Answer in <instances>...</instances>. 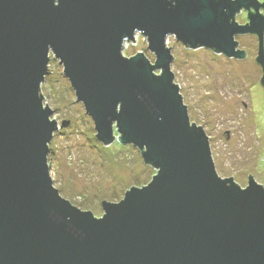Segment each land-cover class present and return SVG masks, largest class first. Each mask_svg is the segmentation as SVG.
<instances>
[{
	"label": "water",
	"instance_id": "95a60500",
	"mask_svg": "<svg viewBox=\"0 0 264 264\" xmlns=\"http://www.w3.org/2000/svg\"><path fill=\"white\" fill-rule=\"evenodd\" d=\"M247 1L0 0V264H264V184L248 175L242 189L216 174L166 47L174 37L241 59L234 35L255 34L263 87L264 15ZM250 8L238 25L234 15ZM136 32L152 64L142 52L123 57ZM50 53L97 140L109 145L115 129L157 169L118 203L102 201L101 218L52 184L48 144L58 126L40 94Z\"/></svg>",
	"mask_w": 264,
	"mask_h": 264
},
{
	"label": "rangeland",
	"instance_id": "374dc122",
	"mask_svg": "<svg viewBox=\"0 0 264 264\" xmlns=\"http://www.w3.org/2000/svg\"><path fill=\"white\" fill-rule=\"evenodd\" d=\"M234 20L244 25L245 12ZM254 35L235 36L238 50L246 54L241 59L205 47L190 49L174 37L166 40L173 58V83L178 86L189 123L200 125L206 135L216 174L223 179L232 176L242 189L248 184V175L255 183L264 184V86L259 83L263 72L255 61L258 37ZM132 37L134 42L123 43L124 55L142 52L152 64L155 58L144 37L137 33ZM262 45L264 49V32ZM49 56L40 94L43 107L52 111L49 120L54 119L58 126L48 144L52 184L72 206L101 218L102 201L118 203L129 188L149 184L156 170L143 162L138 148L119 144L115 129L109 145L97 140L94 124L82 103L75 101L62 66L51 53ZM160 72L155 70L156 75Z\"/></svg>",
	"mask_w": 264,
	"mask_h": 264
},
{
	"label": "flooded vegetation",
	"instance_id": "af4514ba",
	"mask_svg": "<svg viewBox=\"0 0 264 264\" xmlns=\"http://www.w3.org/2000/svg\"><path fill=\"white\" fill-rule=\"evenodd\" d=\"M248 2V4L249 3H256L257 5H260L261 7H259L258 8V11L260 12V13H262L261 11H264V1H259V0H252V1H250V0H248L247 1ZM245 12V16L247 17V15H248V12H252V11H254L253 10V8H250L249 10H245V9H240V11L238 12V13H242V12ZM238 13H236L235 15H234V19H235V16L238 14ZM245 24L244 25H246L247 23H248V20L246 21V22H244ZM244 34H246V33H244ZM249 34H251V33H249ZM236 35H239V34H236ZM236 35H234V40H235V36ZM251 35H253V34H251ZM255 36V35H254ZM257 37V36H256ZM199 48V47H198ZM206 48V47H205ZM206 49H208V50H210V51H212V52H215L213 49H210V48H206ZM236 50H238L239 48H238V45L236 46V48H235ZM264 50V49H263ZM241 51V50H240ZM244 52V51H243ZM256 57H257V55H256ZM229 58H232V57H229ZM236 59H238V58H236ZM264 86V85H263Z\"/></svg>",
	"mask_w": 264,
	"mask_h": 264
},
{
	"label": "trees",
	"instance_id": "16d2710c",
	"mask_svg": "<svg viewBox=\"0 0 264 264\" xmlns=\"http://www.w3.org/2000/svg\"><path fill=\"white\" fill-rule=\"evenodd\" d=\"M124 58H129V57H127V56H123ZM41 96V95H40ZM188 122H189V120H188ZM190 125H194V124H191V123H189ZM119 143V142H118ZM120 144V143H119ZM118 144V145H119ZM121 145H123V144H121ZM129 145V144H128ZM149 166H151L150 164H148ZM152 167V166H151ZM153 168V167H152ZM153 169H155V168H153ZM156 171H157V169H155ZM235 185H236V183H235ZM238 186V185H237Z\"/></svg>",
	"mask_w": 264,
	"mask_h": 264
},
{
	"label": "built area",
	"instance_id": "2783aa9c",
	"mask_svg": "<svg viewBox=\"0 0 264 264\" xmlns=\"http://www.w3.org/2000/svg\"><path fill=\"white\" fill-rule=\"evenodd\" d=\"M136 33H137V34H140L139 32H136ZM140 35H141L142 37H144L142 34H140ZM144 41H146V38H145ZM125 42H126V41H125ZM124 49H125V47H123V51H124ZM123 51H122V55L125 56L124 53H123Z\"/></svg>",
	"mask_w": 264,
	"mask_h": 264
}]
</instances>
